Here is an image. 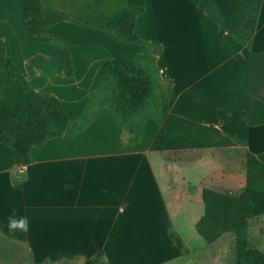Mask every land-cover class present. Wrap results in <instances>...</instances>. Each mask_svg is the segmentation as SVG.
<instances>
[{"label": "crops", "instance_id": "1", "mask_svg": "<svg viewBox=\"0 0 264 264\" xmlns=\"http://www.w3.org/2000/svg\"><path fill=\"white\" fill-rule=\"evenodd\" d=\"M126 1L144 7L134 30L160 44L150 62L172 87L161 113L138 119L132 139L129 121L119 123L112 105L95 96L102 66L129 65L140 44L71 18L56 22L48 31L69 41L73 73L67 76L51 43L28 34L31 43L9 17L0 27L29 85L56 96L71 124H80L72 134L33 145L24 165L0 143V241L26 247L30 264L94 258L98 251L107 264H221V242L233 233L210 243L198 233L203 189L237 192L246 153L264 152V124L246 122L249 98L264 102V0L250 43L240 48L192 0ZM169 113L214 125L234 144L151 149ZM13 209L17 218L27 217L26 234L6 227Z\"/></svg>", "mask_w": 264, "mask_h": 264}, {"label": "trees", "instance_id": "2", "mask_svg": "<svg viewBox=\"0 0 264 264\" xmlns=\"http://www.w3.org/2000/svg\"><path fill=\"white\" fill-rule=\"evenodd\" d=\"M192 1L226 30L234 42L249 45L262 0ZM79 2L81 4L75 6L72 12L44 8L39 0H25L22 9L23 23L28 34L36 42H49L53 45L60 56L65 75L73 73L69 41L49 32L48 28L72 17L112 32L125 43L140 44L137 58L142 56L140 53L146 52V58L154 59L151 53H156L160 44L143 40L134 30L137 17L144 11L143 6L130 5L126 0ZM137 58L127 66L118 61L102 66L101 86H97L96 90L110 77L118 80L120 93L116 103L120 108L112 107L119 123L124 110L125 114L134 113L149 96L151 78L142 66L136 65ZM246 122L251 126L264 124L263 101L253 96L249 98ZM70 123L56 96L36 91L29 85L28 78L14 64L9 43L0 32V143L15 150L14 162L19 165L29 163V150L33 145H40L51 137L62 135ZM232 144L233 140L221 134L220 129L214 125L201 124L169 113L160 123L150 147L154 150H168ZM245 172L246 182L238 193L203 189L204 214L196 222V229L207 243L215 241L226 231H232L236 241V264H264V251L247 246V220L264 214V152L246 153ZM83 264L107 263L102 251H98L94 258L85 259Z\"/></svg>", "mask_w": 264, "mask_h": 264}, {"label": "rangeland", "instance_id": "3", "mask_svg": "<svg viewBox=\"0 0 264 264\" xmlns=\"http://www.w3.org/2000/svg\"><path fill=\"white\" fill-rule=\"evenodd\" d=\"M25 0H0V27L4 30L6 27V17H9V21L12 22L13 27L23 31L24 35L27 37L31 43H35L28 33L26 32L23 18H22V9ZM40 4L44 8L51 9H60L65 11L72 12L75 6H79L81 2L80 0H39ZM72 20L77 21L73 17ZM10 36V35H9ZM10 40L12 42L13 47L18 43L15 40V37L10 36ZM237 48L243 47V44H238ZM15 49V48H14ZM147 53L141 54L142 56L138 57L136 60V65L142 66L143 71L150 75L151 85L149 90V96L144 100L142 106L131 114H125V110L121 115V122L129 121L128 124L132 125L133 128L130 129V132L126 137L132 139L137 131V123L138 119L141 117L153 115L160 112L162 105L165 103L167 97L171 96L172 87L169 82L161 80L157 77L156 71L153 68L152 62L148 58H146ZM120 87L118 86V80L115 77H110L100 88L99 92L96 94V100L100 105H108L111 104L114 107L120 108L117 105V101L119 99ZM127 111V110H126ZM127 113V112H126ZM161 113V112H160ZM137 121V122H136ZM70 122V121H69ZM130 125V126H131ZM79 123L73 122V124H69L63 130V135L68 134L74 130H77ZM131 126V127H132ZM246 182V178L244 183ZM239 185L238 189H242L244 186ZM233 192V193H238ZM228 191V190H226ZM165 192L166 189H165ZM220 192V191H219ZM251 219V218H250ZM249 220V219H248ZM247 220V246L248 247H257L259 249L264 250V215L253 217L250 220V223ZM232 231H226L229 233ZM225 233V232H224ZM233 233V232H232ZM234 234V233H233ZM232 236H228L221 242L222 248L225 250V255L221 259V264H236V241L235 234ZM261 246V247H260ZM228 248V249H227ZM0 250L3 251V264H30V256L29 253L23 245L17 246L14 242L10 240H2L0 241ZM84 258L81 257H71V258H58L49 263L44 264H83Z\"/></svg>", "mask_w": 264, "mask_h": 264}, {"label": "clouds", "instance_id": "4", "mask_svg": "<svg viewBox=\"0 0 264 264\" xmlns=\"http://www.w3.org/2000/svg\"><path fill=\"white\" fill-rule=\"evenodd\" d=\"M6 227L13 234L16 232L26 234L29 230L28 219L23 216L17 218L16 209H13L12 214L7 217Z\"/></svg>", "mask_w": 264, "mask_h": 264}]
</instances>
